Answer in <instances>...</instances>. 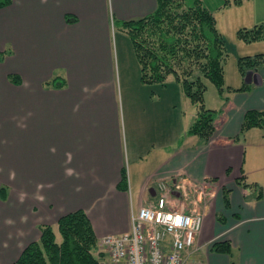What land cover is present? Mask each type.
<instances>
[{"label": "crops", "instance_id": "obj_1", "mask_svg": "<svg viewBox=\"0 0 264 264\" xmlns=\"http://www.w3.org/2000/svg\"><path fill=\"white\" fill-rule=\"evenodd\" d=\"M156 7L157 0H13L0 9V53H8L0 59V150L17 137L20 145L18 163L13 147L3 148L0 162V264L39 240L41 225L76 209L86 211L98 239L126 232L132 214L156 202L159 183L181 176L209 190L200 204L190 193L195 203L185 205L205 208L197 261L264 264L263 129L235 140L246 111L264 110V64L250 89L224 91L218 105L207 106L218 110L207 142L189 132L197 105L175 79L161 85L181 109L173 108L176 126L169 116L160 131L159 108L135 91L138 77L124 72L111 39L116 20ZM60 78L63 87L54 85ZM242 175L246 184L237 183ZM223 188L230 190L229 208ZM215 240H228L231 253L213 251Z\"/></svg>", "mask_w": 264, "mask_h": 264}, {"label": "trees", "instance_id": "obj_2", "mask_svg": "<svg viewBox=\"0 0 264 264\" xmlns=\"http://www.w3.org/2000/svg\"><path fill=\"white\" fill-rule=\"evenodd\" d=\"M13 0H0V9ZM240 3L241 0H234ZM230 1L226 0L225 4ZM130 37L140 65V76L146 84L165 85L170 75L179 83L182 92L197 105V114L189 127V132L209 141L216 131L218 110L207 107L206 81L212 82L222 96L225 91V71L223 61L226 56L225 39L217 27L214 12L204 0H157L156 9L150 14L131 20H116ZM238 36L246 42L264 38V27L242 28ZM264 64V53L246 55L239 58V69L243 84L228 90H248L251 85L245 80L249 70H257ZM9 79L18 83V74H9ZM56 80V79H54ZM53 80V81H54ZM54 84L63 87L65 78ZM260 127L264 135V110L246 111L238 140L249 129ZM245 176L237 183L246 184ZM122 189L127 188V175L123 171ZM2 191H0L1 193ZM230 190L223 188L224 205L230 206ZM224 222V217L218 215ZM61 239L51 224L40 226L39 240L30 242L19 257L10 264H99L98 238L92 222L83 209H76L62 215L57 223ZM211 249L221 253H231L228 240H215Z\"/></svg>", "mask_w": 264, "mask_h": 264}, {"label": "built area", "instance_id": "obj_3", "mask_svg": "<svg viewBox=\"0 0 264 264\" xmlns=\"http://www.w3.org/2000/svg\"><path fill=\"white\" fill-rule=\"evenodd\" d=\"M158 188L156 202L142 205L132 214L128 231L98 239L99 264H200L193 255L205 208L186 210L185 202L194 204L190 193L196 192L200 204L207 184L198 185L181 176L159 183ZM180 199H184L180 209L174 208V200Z\"/></svg>", "mask_w": 264, "mask_h": 264}, {"label": "rangeland", "instance_id": "obj_4", "mask_svg": "<svg viewBox=\"0 0 264 264\" xmlns=\"http://www.w3.org/2000/svg\"><path fill=\"white\" fill-rule=\"evenodd\" d=\"M207 6L214 12V15L217 19V27L219 32L225 39V48H226V56L223 61L224 71H225V91L229 89L228 87H236L239 86L243 82V76L239 69V58L246 55H255L257 53H264V38L253 41L246 42L238 36V31L242 28L252 29L255 26L262 25L264 27V0H241L240 3H235L234 0H229V4H225L226 0H204ZM112 34V43L114 46V51H118L120 56L123 57V61L120 60V64L122 62V68L125 73L133 74L138 78L135 80L138 85L135 88L136 92L140 91V94L145 93V100L149 103H154L156 108H159L161 121L163 122V126L160 131H165L167 127H165V121L171 118L172 124L170 128L175 127L176 123H174L173 119V108H177L180 110L181 107L178 105L175 106L172 103V98L168 97L166 94H162L163 92L162 86L160 84H146L140 79V69L138 75H136V67H139V62L135 56V52L133 50L132 41L129 35L120 28L117 24H113L111 28ZM9 52V51H8ZM7 52L0 53V59H3ZM8 54V53H7ZM132 55V56H131ZM120 57V58H121ZM124 63V64H123ZM60 72H57L54 77L60 75ZM60 76H63L62 74ZM174 79L173 75H170L166 84L170 83V80ZM61 81V80H60ZM58 80L57 82L60 83ZM207 90L205 93L206 105L207 106H216L220 102V94L218 92L217 87L210 82L206 81ZM15 84V83H14ZM165 84V85H166ZM143 91V92H141ZM125 95V91H124ZM123 95V97H124ZM144 96V95H143ZM1 98V96H0ZM122 100V97H121ZM190 101V100H188ZM191 103V102H188ZM124 108L126 107V103L124 101ZM170 106V108H167ZM185 108V107H184ZM125 110V109H124ZM126 114V111H124ZM2 114V103L0 102V115ZM6 124V121H4ZM2 121V126L4 125ZM157 136L163 135L161 132L156 133ZM3 141V140H2ZM5 147L4 142L1 146V152H3L2 157L0 158V162H3ZM6 147H13L11 149L16 148L15 154V162L18 163V151H19V138L17 137V141L10 142ZM5 147V148H6ZM4 188L7 187L3 184ZM209 190L206 192L208 193ZM4 194L0 193V200L4 199ZM196 196V195H195ZM209 197V194L208 196ZM174 198L171 197V200ZM184 199H180L177 202H173V207L180 209L182 202ZM188 201L185 202L187 205ZM202 203V202H201ZM187 210V209H186ZM54 230L57 233L58 240L61 239V235L58 229L57 224L52 225ZM196 255V254H195ZM193 255V257L195 256ZM195 260L200 259L197 255L194 257Z\"/></svg>", "mask_w": 264, "mask_h": 264}, {"label": "water", "instance_id": "obj_5", "mask_svg": "<svg viewBox=\"0 0 264 264\" xmlns=\"http://www.w3.org/2000/svg\"><path fill=\"white\" fill-rule=\"evenodd\" d=\"M255 79H256V74L254 73V71L253 70H249L248 72H247V75H246V78H245V80L247 81V82H252L253 80L255 81Z\"/></svg>", "mask_w": 264, "mask_h": 264}]
</instances>
